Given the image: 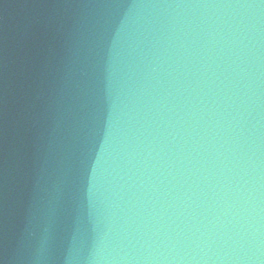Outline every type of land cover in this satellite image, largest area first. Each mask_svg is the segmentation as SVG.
<instances>
[{
  "label": "water",
  "instance_id": "water-1",
  "mask_svg": "<svg viewBox=\"0 0 264 264\" xmlns=\"http://www.w3.org/2000/svg\"><path fill=\"white\" fill-rule=\"evenodd\" d=\"M241 211L264 235V0H0V264H234L166 238Z\"/></svg>",
  "mask_w": 264,
  "mask_h": 264
},
{
  "label": "clouds",
  "instance_id": "clouds-1",
  "mask_svg": "<svg viewBox=\"0 0 264 264\" xmlns=\"http://www.w3.org/2000/svg\"><path fill=\"white\" fill-rule=\"evenodd\" d=\"M205 7H254L253 5H205ZM230 225V226H229ZM167 243L172 248L177 245L188 247H195L200 250L201 255L189 256V260H207V259H227L233 261L234 264H244L245 261L253 259V255H249L253 246L257 249L261 243H264V235H262L257 218L252 217L251 214L244 215L243 211L233 214V219L229 220L227 224L221 225L219 229H189L187 233L183 230L177 233L175 237L171 234L167 236ZM213 245L226 246L227 252L225 255H217L215 257L208 256L207 249ZM167 258V257H165ZM173 259L183 260L185 257H172ZM258 258V257H257Z\"/></svg>",
  "mask_w": 264,
  "mask_h": 264
}]
</instances>
